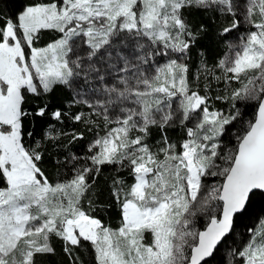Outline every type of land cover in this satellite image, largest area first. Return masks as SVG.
I'll list each match as a JSON object with an SVG mask.
<instances>
[{"label": "snow or ice", "instance_id": "1", "mask_svg": "<svg viewBox=\"0 0 264 264\" xmlns=\"http://www.w3.org/2000/svg\"><path fill=\"white\" fill-rule=\"evenodd\" d=\"M193 10L220 20L227 49L214 68L201 53L195 81L184 61L210 29L190 20ZM243 24L237 42L224 39ZM45 33L55 35L38 47ZM212 80L240 87L213 96ZM62 89L70 106L89 110L70 118L103 134L88 145L90 155L57 160L53 167L71 161L72 175L52 180L42 167L47 146L59 148L68 134L51 121L62 124L69 112L49 111V98ZM41 121L37 140L31 129ZM152 128L161 132L155 144ZM169 128L183 138L169 139ZM77 139L82 132L68 143ZM109 165L132 180L112 181L117 227L92 214L89 198ZM257 195H264V0H32L0 24V264H39L56 254L54 238L69 264L85 242L93 264H209ZM198 215L207 218L202 230ZM247 231L229 264H264V218Z\"/></svg>", "mask_w": 264, "mask_h": 264}, {"label": "trees", "instance_id": "2", "mask_svg": "<svg viewBox=\"0 0 264 264\" xmlns=\"http://www.w3.org/2000/svg\"><path fill=\"white\" fill-rule=\"evenodd\" d=\"M31 2L32 0H0V24H3L5 19H15V15H17L24 6H27ZM189 18L195 24L205 23L210 29L209 32L206 35H203L202 38L191 48L187 54L186 60L184 61L189 65V79L195 81L196 76L198 75V70L201 68V53H203V59L207 62L208 67L214 68L218 59L224 55L227 49L222 42V39L217 36V30L221 23L220 20L213 23L206 15L194 10ZM248 27L249 26L247 24H243L240 29L233 31L224 39L231 41L234 35H239L240 33L244 34L245 29ZM54 35L55 34L53 33H45L44 38L37 44V46H44V44H46L49 39L53 38ZM174 57L175 54L173 58ZM156 59L162 62L166 60L167 57H157ZM217 71L219 72L218 69ZM196 83L200 86L198 90L202 91L205 84V79L202 73H200V79L196 81ZM226 87H228V89H230L229 87L238 88L240 85L237 82H233L230 86H226L223 81L217 83L212 80L211 94L213 96L223 95L225 94L224 89ZM49 99L51 100V107L49 111L56 107H60L69 112V116L65 118L62 124L51 121L56 124L57 129H61L68 135L61 138L59 148L52 147L50 145L47 146L48 152L45 156V162L42 167L45 168L52 180L70 179L72 175L69 171V168L72 166L71 161L69 162L68 167H60L59 165L53 167V165L57 160L63 161L70 153H74L78 156L88 155V145L95 138L98 132L101 135L103 134V128L98 129L91 125L86 127L83 123L75 122L70 118V116L76 112L83 111L88 113L89 110L83 106H70L69 101L72 99V94L67 89L58 90ZM213 103L216 107L224 109L228 108L227 102L213 101ZM239 106L243 107V104L241 103ZM43 126L42 121L33 125L31 130L35 133V139H40ZM89 128H91V130H89ZM73 132H82L83 139H77L72 143H68V141L71 140V134ZM166 134L169 139L173 141H179L183 138V133L179 128H169L166 130ZM160 138V130L158 128H152L151 135L148 138V143L155 142ZM224 139L227 140L228 137L225 136ZM80 163H85V161L81 160ZM118 176L123 178L126 183L132 182L127 169H120L117 171V166H104L101 173L96 177L93 192L89 197L93 202L92 214L100 218L105 223H109L112 227H117L119 224V210L111 196L112 181ZM214 179L216 178H210V180ZM84 207L86 210L88 209L87 199L84 202ZM261 218H264V195H257L252 201L248 212L240 215L236 220L233 233H231L230 236L223 241L218 253L213 258L209 259V264H229L232 260V257L229 255L230 250L240 247V245L250 235L247 229L258 227ZM195 221L199 223V228L203 229L207 222V218L204 215H198ZM53 244L56 248V254L39 257V264H69V257L62 251V242L54 238ZM75 255L78 258L77 264H93L92 250L87 242H85V247L75 250Z\"/></svg>", "mask_w": 264, "mask_h": 264}, {"label": "rangeland", "instance_id": "3", "mask_svg": "<svg viewBox=\"0 0 264 264\" xmlns=\"http://www.w3.org/2000/svg\"><path fill=\"white\" fill-rule=\"evenodd\" d=\"M245 34H246V33H244V34L240 33L239 35H234L231 41L235 43V42H237V41L234 39L235 37L240 36V35H245ZM174 58H176V55H175ZM164 61H165V60H164ZM164 61H162V62H160V63H163ZM216 72H217V74H219V72H218L217 70H216ZM229 88H230V89H229V91H230V90H231V87H229ZM157 141H158V140H157ZM155 142H156V141H155ZM155 142H152V143H149V144H155ZM87 153H88V155L91 154V153H89V152H87ZM214 181H215V179H214V180H210V179H209L208 182H209V183H213ZM195 227H196L198 230H202V229L199 228V223H197L196 221H195Z\"/></svg>", "mask_w": 264, "mask_h": 264}]
</instances>
